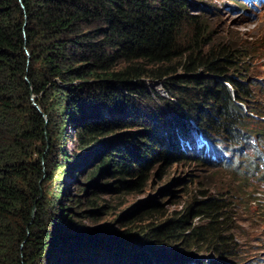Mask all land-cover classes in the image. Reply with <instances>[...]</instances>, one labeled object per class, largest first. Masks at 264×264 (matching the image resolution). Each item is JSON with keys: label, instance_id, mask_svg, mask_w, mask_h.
Instances as JSON below:
<instances>
[{"label": "trees", "instance_id": "16d2710c", "mask_svg": "<svg viewBox=\"0 0 264 264\" xmlns=\"http://www.w3.org/2000/svg\"><path fill=\"white\" fill-rule=\"evenodd\" d=\"M205 9L198 0H0V264H70L73 257L72 264H117L107 263L119 253L111 239L129 235L147 253L125 245L123 254L144 264L149 252L156 256L176 242L199 241L218 257L229 253L231 216L216 191L197 189L185 213L161 223H153L163 215L153 203L132 215L131 231L100 227L86 236L65 217L64 174L56 204L49 188L69 157L58 143L67 124L79 147L90 150L122 132L112 149L106 143L91 175L110 168L117 191L141 189L147 168L157 164H204L198 134L217 162L252 140L240 132L242 121L264 111L252 104L240 70L232 72L253 50L211 37ZM150 79H164L171 98L149 89ZM215 134L231 145L221 146ZM248 149L261 154L258 146ZM80 168L77 160L72 170ZM191 210L201 223L189 224Z\"/></svg>", "mask_w": 264, "mask_h": 264}, {"label": "rangeland", "instance_id": "374dc122", "mask_svg": "<svg viewBox=\"0 0 264 264\" xmlns=\"http://www.w3.org/2000/svg\"><path fill=\"white\" fill-rule=\"evenodd\" d=\"M198 1L206 8L204 15L209 22L211 37L222 42L230 41L234 46H238L237 48L242 46L244 52L253 50L250 57L241 56L236 59L237 69L232 73L237 74L236 72L240 70L243 81L250 86L252 104L264 111V5H257L254 8L247 0ZM163 81L164 79H150L145 80V83L149 89L152 88L163 98L170 99ZM152 101L154 105H160L162 109L166 108L162 107L161 101L156 96H153ZM166 110L167 115H170ZM242 123L240 132H247L252 140L244 141L235 151L225 150V154L229 157L228 161L222 159L217 162L220 157L211 153L207 143L198 134L196 146H200L199 141L205 144L204 164L197 163L193 159L157 164L147 168L146 181L141 189L121 188L118 191L113 187L119 177L114 176L110 168L102 169L97 178L95 176L92 178L91 175L92 170L107 155L104 148L106 143L109 149H112L119 144V134L122 132L109 134L102 140L104 143L99 149L95 146L98 152L94 151L96 148L92 150L91 147L80 148L75 127L67 124L65 127L67 136L59 137L58 143L62 144L60 148L69 157L64 160L66 166L55 168L52 174L53 179L49 186L53 192L52 201L56 204L61 182L68 181V186H63L66 197L63 193L62 202L67 210L65 217L77 229L75 234L93 236L100 234L97 232L100 227L114 228L119 232L133 230L135 224H131L130 220L133 219L134 214L153 203L157 204L160 214H163L153 223H161L167 217L185 213L197 189L209 194H214L213 192L216 191L221 194L219 196L224 197L231 216L228 219L230 230L225 232L228 236L229 253L218 257L211 246L199 244V241L195 245L176 242L169 248H162L165 251L158 252L156 256L149 252L147 255L150 264H182V261L193 264H264V117L245 118ZM213 136L215 140H222L221 146L231 145L228 140H224V137L216 134ZM248 143L260 147L261 154L259 151H256L257 153L250 151ZM59 152L60 150L55 151L53 156L59 158L57 154ZM91 152L93 159H90ZM258 154L260 157L256 160ZM221 155L225 157L224 154ZM77 160L79 164L81 163V168L73 171ZM63 174L64 180L63 178L61 180ZM192 217L191 210L189 224L201 223V219ZM144 222L146 224L142 223L140 230L147 229L148 222ZM111 240L112 244L116 243L119 253L115 256L110 255L107 263L117 260V264H144V260L138 262L139 259L123 254L125 245L146 252L139 245L142 243L140 240L137 244L132 235L115 237ZM47 256L49 257L48 252ZM47 256L45 255L44 258ZM73 258L76 261V258ZM74 260L72 262H75ZM91 261L97 263L101 260L93 257ZM44 263L51 264L49 260Z\"/></svg>", "mask_w": 264, "mask_h": 264}, {"label": "water", "instance_id": "95a60500", "mask_svg": "<svg viewBox=\"0 0 264 264\" xmlns=\"http://www.w3.org/2000/svg\"><path fill=\"white\" fill-rule=\"evenodd\" d=\"M38 109H39V107H37ZM39 111H40V109H39ZM43 114V113H42ZM90 185V184H89ZM33 213H34V210H33Z\"/></svg>", "mask_w": 264, "mask_h": 264}]
</instances>
